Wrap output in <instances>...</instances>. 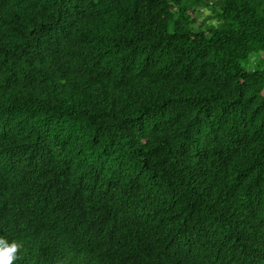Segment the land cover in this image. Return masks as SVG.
Wrapping results in <instances>:
<instances>
[{"label": "trees", "instance_id": "obj_1", "mask_svg": "<svg viewBox=\"0 0 264 264\" xmlns=\"http://www.w3.org/2000/svg\"><path fill=\"white\" fill-rule=\"evenodd\" d=\"M0 238L264 264V0H0Z\"/></svg>", "mask_w": 264, "mask_h": 264}, {"label": "clouds", "instance_id": "obj_2", "mask_svg": "<svg viewBox=\"0 0 264 264\" xmlns=\"http://www.w3.org/2000/svg\"><path fill=\"white\" fill-rule=\"evenodd\" d=\"M18 249L17 242H9L5 238H0V264H13V261L17 259Z\"/></svg>", "mask_w": 264, "mask_h": 264}, {"label": "rangeland", "instance_id": "obj_3", "mask_svg": "<svg viewBox=\"0 0 264 264\" xmlns=\"http://www.w3.org/2000/svg\"><path fill=\"white\" fill-rule=\"evenodd\" d=\"M212 15V12L209 9L204 8L203 10H201V13L198 15V23L202 22L204 19L207 18V16ZM209 24H215L218 22V19L216 18H211L207 21ZM257 60V61H255ZM259 61V58L257 56H252L251 57V61L249 63H244L248 65V68L250 69L251 67H253L254 63H257Z\"/></svg>", "mask_w": 264, "mask_h": 264}]
</instances>
